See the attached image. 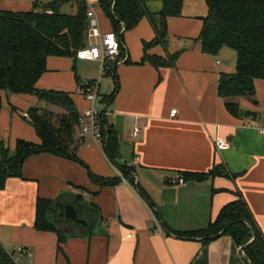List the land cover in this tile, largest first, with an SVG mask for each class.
<instances>
[{"label":"crops","instance_id":"obj_1","mask_svg":"<svg viewBox=\"0 0 264 264\" xmlns=\"http://www.w3.org/2000/svg\"><path fill=\"white\" fill-rule=\"evenodd\" d=\"M52 1L0 0V11H31L36 3ZM86 1L95 5L100 30L113 32L98 0ZM162 6L161 0L147 2L155 14ZM63 9L73 13L75 3ZM208 10L206 0H185L182 15L168 18L167 43L147 52L163 58L178 53L169 66L141 63L145 43L156 38L149 17L125 33L124 55L110 64L113 75L104 73L111 80L103 95L118 88L116 96L106 105L101 81L96 105L106 112L119 138L114 162L103 139L95 141L88 135L77 138L80 161L48 152L34 154L23 163L21 176L7 179L0 189V243L18 264H251L243 247L229 235L205 241L167 231L205 228L241 195L264 235V134L259 131L264 128V79L255 80L253 98L238 99L241 109L257 113L256 118L229 113L219 94L220 78L236 71L237 52L229 47L217 55L203 52L199 37ZM78 62L102 67L99 61L50 56L48 71L36 87L69 93L82 114L90 102L79 82L98 80L83 75ZM0 95L1 160V149L13 150L18 139L41 142L28 114L33 107L47 105L36 94ZM172 110H177L175 118L170 116ZM219 139L228 146L219 149ZM218 165L229 177L197 181L182 175L209 173ZM122 167L129 168L133 182L123 179ZM89 172L110 183L102 186L92 181ZM66 192L81 195L95 206L99 221L93 234L70 237L60 246L56 233L35 228L36 203Z\"/></svg>","mask_w":264,"mask_h":264},{"label":"trees","instance_id":"obj_2","mask_svg":"<svg viewBox=\"0 0 264 264\" xmlns=\"http://www.w3.org/2000/svg\"><path fill=\"white\" fill-rule=\"evenodd\" d=\"M159 13L148 10V0H98L100 7L111 20L113 32L120 42V56L124 55V36L135 28L141 19L149 17L156 38L145 43V55L141 63L157 67L171 65L178 56L168 58L148 54L147 50L157 44H166L167 21L170 17L182 15L185 0H161ZM208 14L199 37L204 53L217 55L223 47L237 52V67L232 74H222L219 94L225 100L226 108L234 117H257V113L243 111L239 98L255 96V80L264 79V0H206ZM73 13H65L62 7L74 4ZM86 0H54L50 3H36L31 11H0V92L7 95L37 94L46 103L44 108L29 110V123L36 130L40 143L18 139L13 150L2 148L0 160V189L10 177H19L25 160L34 154L44 152L80 161L77 156L79 144L80 113L71 95L62 91L40 90L38 80L48 71L50 56L77 59V53L88 44L89 18ZM114 74L113 65L108 64L104 72ZM91 81L89 83H94ZM118 87V85H117ZM79 88L86 92V84L79 82ZM117 89L103 95L102 100L110 105ZM2 97L0 95V110ZM101 131L105 151L113 162L119 148V138L109 123L106 112L101 114ZM123 179L133 182L127 167L119 168ZM187 180L203 181L209 177L224 175V168L216 166L209 173L185 172ZM92 181L102 186L110 182L89 172ZM74 205L79 218L88 221L87 227L67 220L65 207ZM96 212V213H95ZM97 208L88 204L83 196L71 192L55 199L39 198L36 203L35 228L43 232H54L61 246L70 237L88 236L94 233L99 221ZM181 238H200L210 241L222 234L233 238L238 246L244 247L246 259L251 264H264V235L259 228L245 199L240 195L225 205L207 227L179 232L167 228ZM0 264H18L11 252L0 243Z\"/></svg>","mask_w":264,"mask_h":264},{"label":"built area","instance_id":"obj_3","mask_svg":"<svg viewBox=\"0 0 264 264\" xmlns=\"http://www.w3.org/2000/svg\"><path fill=\"white\" fill-rule=\"evenodd\" d=\"M88 4V18L90 20L87 39L89 45L80 50L77 53L78 60H90L99 61L102 65L101 74H104L106 66L108 64H115L118 57L121 54L120 42L118 36L114 32L103 33L97 23L95 14V5L91 2ZM92 40V41H91ZM99 81L95 83H87V89L85 96L90 102V107L80 115L79 130L77 138L83 140L86 136L90 135L95 141H101L103 134L101 131V114L102 112L97 108L98 100V88ZM170 116L175 118L177 116V110H172ZM264 134V128L259 130ZM139 129H136L134 135H138ZM228 145L223 140H217V147L219 149L226 148ZM118 174L120 172L118 171ZM180 183H184V179L181 178ZM158 223V222H157ZM21 252H25L24 249H18ZM27 253V252H26ZM28 256H32V253H27Z\"/></svg>","mask_w":264,"mask_h":264},{"label":"rangeland","instance_id":"obj_4","mask_svg":"<svg viewBox=\"0 0 264 264\" xmlns=\"http://www.w3.org/2000/svg\"><path fill=\"white\" fill-rule=\"evenodd\" d=\"M68 6V5H67ZM66 6V9L69 11V7ZM63 9V12H66L67 10ZM92 41V40H91ZM78 67L81 68V73L84 75L86 74L88 77H93L94 79L98 80L101 77L100 83L102 81V89H101V95L104 94L105 86L109 80H111L110 77L106 76L105 74L101 76V66L99 63H90V62H84L79 63Z\"/></svg>","mask_w":264,"mask_h":264},{"label":"water","instance_id":"obj_5","mask_svg":"<svg viewBox=\"0 0 264 264\" xmlns=\"http://www.w3.org/2000/svg\"><path fill=\"white\" fill-rule=\"evenodd\" d=\"M37 95V94H36ZM65 217L67 220L75 221L77 224L87 227L89 225L88 221L82 218H79L77 210L74 205L68 204L65 207ZM244 250V247L242 248Z\"/></svg>","mask_w":264,"mask_h":264}]
</instances>
